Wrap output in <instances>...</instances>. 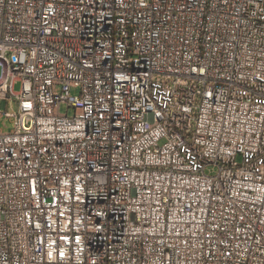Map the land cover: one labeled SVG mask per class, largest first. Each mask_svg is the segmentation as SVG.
Segmentation results:
<instances>
[{"label":"built area","instance_id":"built-area-1","mask_svg":"<svg viewBox=\"0 0 264 264\" xmlns=\"http://www.w3.org/2000/svg\"><path fill=\"white\" fill-rule=\"evenodd\" d=\"M0 67V264H264V0H0Z\"/></svg>","mask_w":264,"mask_h":264},{"label":"rangeland","instance_id":"rangeland-1","mask_svg":"<svg viewBox=\"0 0 264 264\" xmlns=\"http://www.w3.org/2000/svg\"><path fill=\"white\" fill-rule=\"evenodd\" d=\"M0 73H1V67H0ZM20 89V82H16L14 84V90H19ZM17 110V102H6V100L1 99L0 100V112H5V111H9V112H13ZM65 108L64 106L61 107V112H64ZM72 113V110L69 111V114ZM12 127V123L11 121L6 118L5 116H1L0 117V129H2L3 131H7Z\"/></svg>","mask_w":264,"mask_h":264}]
</instances>
